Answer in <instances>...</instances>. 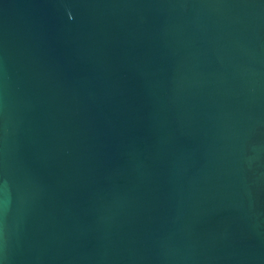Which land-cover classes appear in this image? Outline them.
Listing matches in <instances>:
<instances>
[{
  "label": "water",
  "instance_id": "95a60500",
  "mask_svg": "<svg viewBox=\"0 0 264 264\" xmlns=\"http://www.w3.org/2000/svg\"><path fill=\"white\" fill-rule=\"evenodd\" d=\"M0 264H264V0H0Z\"/></svg>",
  "mask_w": 264,
  "mask_h": 264
}]
</instances>
